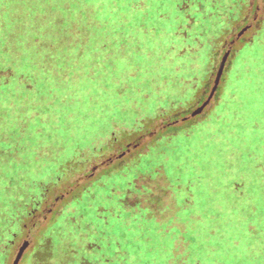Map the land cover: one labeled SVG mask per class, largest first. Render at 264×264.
I'll return each mask as SVG.
<instances>
[{
	"label": "trees",
	"instance_id": "trees-1",
	"mask_svg": "<svg viewBox=\"0 0 264 264\" xmlns=\"http://www.w3.org/2000/svg\"><path fill=\"white\" fill-rule=\"evenodd\" d=\"M161 1L0 0V264L7 250L10 261L39 234L28 264H151L150 233L166 226L143 211L161 207L159 187L161 198L169 196L164 151L208 99L219 58L233 60L254 45L264 55L257 0H207L206 11L201 0H173L178 20L168 30L150 19L167 15L168 0ZM150 46L163 57L148 67L142 58ZM165 59L170 64L161 68ZM202 68L208 78L194 103L169 112L178 73L180 83L195 82ZM127 111L131 128L137 118L144 124L119 139L115 123ZM78 126L93 155L68 161ZM153 151L162 162L140 173L138 159ZM87 209L95 219L85 221Z\"/></svg>",
	"mask_w": 264,
	"mask_h": 264
},
{
	"label": "rangeland",
	"instance_id": "rangeland-1",
	"mask_svg": "<svg viewBox=\"0 0 264 264\" xmlns=\"http://www.w3.org/2000/svg\"><path fill=\"white\" fill-rule=\"evenodd\" d=\"M257 3L256 17H259L264 11V3L261 0H257ZM167 4V15L158 12L150 19L157 20L160 26L168 30L177 24L178 9L174 7L173 0H168ZM200 4V10L204 11L213 5L207 0H201ZM232 23H235L234 19ZM166 39L167 36L163 40L168 42ZM252 48H246L233 60H227L219 92L202 113L191 117L186 123L188 127L179 132L170 148L164 151V157L168 159L165 170L170 181L166 185L169 196L161 198L159 187L156 192H160L158 204L161 207L156 211H143L146 215L154 214V218L166 226L164 232L150 233L155 249L148 258L151 264H264V55L258 45ZM148 50L142 60L144 66L150 67L163 57V50L160 46H150ZM259 53L261 56L258 58L255 55ZM221 61L222 58H219L215 63L216 73ZM168 64L170 62L165 59L160 67H167ZM178 75L179 78H175L172 84L173 106L168 109L169 112L194 103V97L208 78L205 68L200 70L195 82L180 83L182 71ZM212 80L215 85L216 75ZM143 108L146 107L130 110L141 111ZM125 114L121 121L115 123L114 133L119 139L135 133L144 124L142 117L137 118L132 121L135 125L138 122L136 128H131L127 122L129 111ZM70 127L74 130L71 122ZM79 128L75 135L77 139L66 149L65 159L68 161L77 158V153L81 155L82 151L86 157L93 155L91 145L79 137ZM64 134L67 133L62 132L60 138H64ZM149 142L147 136L141 140L140 146L144 149ZM128 152L132 153V148ZM154 153L150 159V154L138 159L144 167L139 170L140 173L149 172L151 167L158 165V161L162 162L163 154L160 157ZM83 166L85 164L78 165L77 172ZM63 168L73 172L76 170L68 166L60 169ZM76 204H69L64 209L60 223L69 218L67 216ZM94 212L87 209L85 221L92 217L95 219ZM78 232L83 231L80 229ZM40 238V234L34 240L29 238L30 247L19 264H28L30 258L27 252ZM23 242L16 248L10 261L6 251L1 259L4 264H13ZM34 261L35 258H31V262Z\"/></svg>",
	"mask_w": 264,
	"mask_h": 264
},
{
	"label": "water",
	"instance_id": "water-1",
	"mask_svg": "<svg viewBox=\"0 0 264 264\" xmlns=\"http://www.w3.org/2000/svg\"><path fill=\"white\" fill-rule=\"evenodd\" d=\"M228 56H229V53H227L225 55V57L223 58V61L221 63V66L219 68V71H218V74H217V77H216V80H215V85L208 97V99L198 108L196 109L193 113H192V116H196L200 113L203 112V110L210 104V102L212 101V99L214 98L216 92H217V89L220 85V82H221V78L223 76V73H224V70H225V67H226V62H227V59H228ZM30 244H31V241L29 239H26L23 244L19 247V250H18V253L16 254V257L14 259V262L13 264H19L23 255L25 254V252L28 250V248L30 247Z\"/></svg>",
	"mask_w": 264,
	"mask_h": 264
},
{
	"label": "flooded vegetation",
	"instance_id": "flooded-vegetation-1",
	"mask_svg": "<svg viewBox=\"0 0 264 264\" xmlns=\"http://www.w3.org/2000/svg\"><path fill=\"white\" fill-rule=\"evenodd\" d=\"M215 97V96H214Z\"/></svg>",
	"mask_w": 264,
	"mask_h": 264
}]
</instances>
